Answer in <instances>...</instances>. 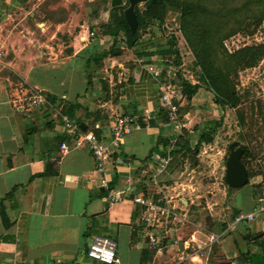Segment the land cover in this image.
<instances>
[{
    "label": "crops",
    "instance_id": "crops-1",
    "mask_svg": "<svg viewBox=\"0 0 264 264\" xmlns=\"http://www.w3.org/2000/svg\"><path fill=\"white\" fill-rule=\"evenodd\" d=\"M63 24L56 23L50 40L57 38ZM42 25L44 31L49 27ZM120 35L106 36V44L93 39L71 49H54L44 41L45 49L25 48V57L15 48L0 52L8 53L0 62V264H104L85 253L92 234L115 240L119 264H175L181 255V246L178 250L169 246L168 239L158 251L147 246L139 225L142 206L133 200L157 176L150 157L168 153L170 164L174 156L170 148L176 135L166 120H156L164 114L158 106L160 86L147 69L169 57L164 52L171 43L142 45L132 54ZM86 36L81 33L79 43ZM113 42L120 46L111 51ZM170 49L176 50L175 45ZM49 54L53 57L45 56ZM101 62L109 64L103 68L106 77L99 76ZM114 66L117 77L108 72ZM19 84L38 90L44 102L15 107L12 97ZM200 89L191 96L192 102L197 94L203 98ZM71 103L75 108L68 116L64 111ZM118 114L136 115L140 127L124 137L118 152L104 164L109 186L124 191L121 201L107 207L104 188L98 185L103 174L95 170L85 145L72 146L74 133L64 132L62 116L107 141L109 124ZM185 118L188 124L190 119ZM61 142L66 150L60 149ZM247 181L245 207L235 201L237 188L229 189L228 219L208 211L205 223L195 224L186 237L177 228L168 236L187 242L191 234L197 241L209 233L218 236L205 264H264V234L252 238L264 231V214L256 216V221L232 222L235 213H248L258 204V188L264 195L260 175ZM179 201L186 202L183 197Z\"/></svg>",
    "mask_w": 264,
    "mask_h": 264
},
{
    "label": "rangeland",
    "instance_id": "rangeland-1",
    "mask_svg": "<svg viewBox=\"0 0 264 264\" xmlns=\"http://www.w3.org/2000/svg\"><path fill=\"white\" fill-rule=\"evenodd\" d=\"M126 6V0H122L117 6H110L109 0H0V52L10 53L9 50L15 48L21 57H25L22 53L25 48L31 50V47L35 46L45 49L46 43L54 49H71L73 46L78 48L81 44L91 43L93 39H99L106 44V32L118 25ZM145 7L146 1L134 6V13L139 22L136 25L135 39L127 46L132 54H136L135 51L142 45L157 46L174 42L176 50H173L168 58L172 59L175 65H179L180 69L171 78V83L181 96L178 100L179 118L187 115L190 122L187 129L176 133V137H179L175 138L170 148L174 155L172 163L170 162L154 181L148 182L149 185L145 184L143 199L160 203L163 207L174 206L175 212L180 215L185 213L183 220L177 223V229L180 230L177 232L186 237L195 224L205 223L208 211H213L216 217H223L224 220L228 219L231 213L227 198L229 188L225 184L223 173L229 152L228 146L232 141H236L238 146L246 150L241 154L240 160L247 169L248 179L260 175L259 184L264 187V53L254 65L237 70L235 78L232 79L238 97L234 106L222 108L214 104L211 93L204 88L200 89L203 98L197 94V99L194 98L193 102H190L184 96L182 82L196 83L199 68L194 65L193 53L181 34L179 10L164 3L159 13L160 20H146L143 14ZM30 12L33 14L28 16ZM57 22L64 24L57 32V38L50 40V32ZM43 23L49 25L45 31ZM90 32L93 34L88 37ZM81 33L87 35L84 43H79L77 39ZM119 34H122V31H119ZM117 44L113 42L110 50L118 49L117 46L120 45ZM261 44L264 45V17L257 27L244 28L223 41L229 53L243 46ZM8 53L1 54L0 62L6 59ZM45 56L53 57L51 54ZM107 65L108 62L99 64L100 77H106L103 68ZM116 71L118 69L115 66L108 69L114 77L118 76ZM156 120L162 122L165 119L159 114ZM173 159H176L175 163ZM246 185L235 190V201L242 207L247 205ZM180 197L186 202L179 201ZM142 211L139 225L142 226L141 235L144 239L147 233L144 223L147 222L143 217L148 215L147 212L144 213L143 207ZM258 215L254 216L253 221L257 220ZM158 218L156 215L153 227ZM215 223L222 222L215 220Z\"/></svg>",
    "mask_w": 264,
    "mask_h": 264
},
{
    "label": "built area",
    "instance_id": "built-area-1",
    "mask_svg": "<svg viewBox=\"0 0 264 264\" xmlns=\"http://www.w3.org/2000/svg\"><path fill=\"white\" fill-rule=\"evenodd\" d=\"M92 32L89 33L92 36ZM120 40L125 41L123 35H120ZM1 56V53H0ZM149 73L156 79L160 86L158 94V106L165 114L166 125L176 135L181 129H187V120L185 117L179 118L178 108L180 103L178 100L181 98L175 89V86L171 83V78L176 75L177 70L180 69L179 65H175L172 59L167 58L163 63L157 65H150L147 67ZM17 95L13 96V104L15 107H20L24 104L25 106L39 105L44 102L43 95L35 89L27 88L23 84L16 86ZM147 115L145 119H149ZM65 133H74L72 139L73 147H80L85 145L90 152L94 160V168L96 171L104 173V164L111 155L118 152L120 145L125 136L129 135L135 129L140 127L138 117L136 115L118 114L116 115L111 123L109 124V135L108 140H102L92 130H80V128L73 124L66 116H62ZM175 136L171 138V142L175 141ZM60 149L66 150L67 147L63 142L60 143ZM170 155H152L150 161L154 165L155 174H161L167 168L170 161ZM109 181L103 174L98 182V185L104 188L103 200L107 207H110L124 198V191L116 187H110ZM144 193L141 192L139 195L133 198V200L140 204L144 208V213L147 212V217H143L147 223V233L145 234L144 241L147 246L154 248L157 251L166 245L165 240L168 239V245L171 247L181 246L180 256L177 259V263H182L183 260H187L188 264H205L206 255L209 251L210 245L218 239V236L214 234L205 235L203 241H197L190 235L188 242L181 240L178 236H168L170 230L177 228V223L181 221L180 213L175 212L173 207H163L160 203H152L150 200H144ZM149 196V195H147ZM264 214V198L259 199L258 204L254 207L253 211L248 213L237 212L232 222H240L252 220L255 215ZM159 218L156 220L157 223L153 227V221L155 216ZM192 243V244H191ZM86 255L88 258L96 260L104 264H119V257L116 254V242L113 238L104 235L92 234L88 238Z\"/></svg>",
    "mask_w": 264,
    "mask_h": 264
},
{
    "label": "trees",
    "instance_id": "trees-1",
    "mask_svg": "<svg viewBox=\"0 0 264 264\" xmlns=\"http://www.w3.org/2000/svg\"><path fill=\"white\" fill-rule=\"evenodd\" d=\"M164 3L179 10L181 34L193 53L194 65L199 68L196 83L182 82L185 98L190 100L199 88H204L211 93L214 104L222 108L234 106L238 97L232 79L239 68L252 66L261 58L264 45L243 46L229 53L223 41L244 28H255L261 23L264 17V0H146L143 13L146 20H160L159 13ZM119 31H122L124 42L129 46L135 39L137 28L130 33L122 15L118 25L106 34L115 38ZM174 45L172 42L164 53L170 55L173 52L170 48ZM90 59L94 61L97 57ZM74 108L75 104L71 103L64 112L71 116ZM245 152L242 148V155ZM227 187L232 189L228 185Z\"/></svg>",
    "mask_w": 264,
    "mask_h": 264
},
{
    "label": "water",
    "instance_id": "water-1",
    "mask_svg": "<svg viewBox=\"0 0 264 264\" xmlns=\"http://www.w3.org/2000/svg\"><path fill=\"white\" fill-rule=\"evenodd\" d=\"M127 6L123 9L122 15L125 23L128 26L129 32L133 33L135 31L137 25L136 15L134 13V6L145 2L146 0H126ZM122 3V0H109L110 6H117ZM81 130H84L85 127L83 124L79 125ZM229 152L227 154L226 160L224 162V173L223 179L225 183L232 187L238 188L246 184L247 182V169L244 163L240 160V156L242 154V148L237 145L236 141H232L229 146ZM257 193L259 199L264 198L262 195L261 190L258 188ZM264 231L254 235L252 238H257L262 236Z\"/></svg>",
    "mask_w": 264,
    "mask_h": 264
}]
</instances>
